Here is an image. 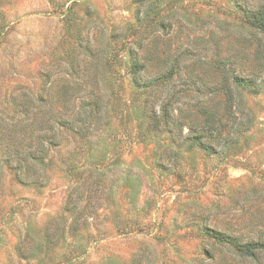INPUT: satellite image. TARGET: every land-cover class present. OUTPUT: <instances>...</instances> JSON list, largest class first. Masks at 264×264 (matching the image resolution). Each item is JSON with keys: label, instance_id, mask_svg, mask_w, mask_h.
<instances>
[{"label": "rangeland", "instance_id": "374dc122", "mask_svg": "<svg viewBox=\"0 0 264 264\" xmlns=\"http://www.w3.org/2000/svg\"><path fill=\"white\" fill-rule=\"evenodd\" d=\"M239 3L0 0V122L24 92L66 84L78 103L111 81L109 127L90 140L108 148L103 162L77 151L65 167L69 145L42 186L1 167L0 264H264L213 233L264 241V35ZM134 61L163 78L138 88Z\"/></svg>", "mask_w": 264, "mask_h": 264}, {"label": "trees", "instance_id": "16d2710c", "mask_svg": "<svg viewBox=\"0 0 264 264\" xmlns=\"http://www.w3.org/2000/svg\"><path fill=\"white\" fill-rule=\"evenodd\" d=\"M239 8L244 12L248 24L257 29L264 35V3L261 6L249 8L240 0ZM143 66L139 62L134 61L130 73L134 77L136 86L140 89H149L155 83H158L163 76L156 74L153 77L143 79ZM168 76H173V71L168 72ZM96 88L86 92V99L82 101L70 103L72 88L68 85L58 91V96L53 97L47 90L39 97L31 92H24L12 99L11 108L13 115L10 121L0 122V169L3 165L16 170L24 176L23 180H29L30 185L42 186L47 182V177L56 164L54 161V153L59 149L66 148L71 145L67 157H61L60 164L66 165L72 169V157L80 151L82 156L86 158L90 165H98L103 162L108 148L100 149V141L97 147H92L90 141L93 136H101L98 132H106L109 127V112L107 105L109 103L105 99L111 89V81L105 79ZM237 86L256 87V82L252 78L236 76L234 82ZM80 87L78 86L77 89ZM100 93V94H99ZM46 98V99H44ZM56 98V99H54ZM166 106V105H165ZM165 106H160L159 116L154 112H147V104H144L143 117H147L157 123L163 117L166 124H174L172 115L169 114ZM173 120V121H172ZM103 141V139H102ZM88 148L84 146L88 145ZM84 145V146H83ZM203 149L208 150L209 147L203 145ZM67 155V154H66ZM1 172V170H0ZM90 175L87 182H90ZM100 182V180L96 181ZM77 201L71 200L68 209L71 211L78 210ZM214 238L217 242H226L230 247L237 249L241 257L257 260L260 255L264 254V241H252L250 243L241 244L232 236L213 231ZM53 234H49L51 242L55 240ZM56 241V240H55ZM57 242V241H56Z\"/></svg>", "mask_w": 264, "mask_h": 264}]
</instances>
